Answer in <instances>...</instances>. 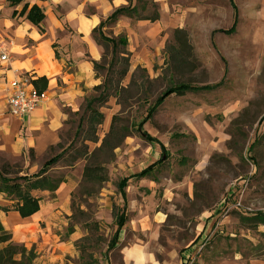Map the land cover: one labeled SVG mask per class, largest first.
Segmentation results:
<instances>
[{
  "label": "rangeland",
  "instance_id": "rangeland-1",
  "mask_svg": "<svg viewBox=\"0 0 264 264\" xmlns=\"http://www.w3.org/2000/svg\"><path fill=\"white\" fill-rule=\"evenodd\" d=\"M130 1L139 13H153L150 0ZM232 1L238 25L227 37L212 35L211 29L230 26L229 0H166L155 3L159 18L153 23L120 17L104 26V36L125 37L127 45H98L101 57L95 69L92 65L96 86L109 77L114 59L127 58L128 72L123 81L113 77L96 143L83 142L80 131L86 100L98 97L92 87L79 110H65L56 144L28 148L26 126L7 111L13 75L0 74V167L32 176L61 154L47 175L74 185L67 230L75 227L81 236L74 243L76 255L62 264H124L131 248L140 250L142 264H264L263 228L244 223L264 213V0ZM93 10L89 6L84 12ZM177 29L187 33L197 63L178 73L167 64ZM71 66L66 62L64 72ZM6 69L9 62L1 63L0 70ZM178 83L217 87L170 96L150 116L165 88ZM78 151L87 155L73 161ZM159 161L148 176L132 178ZM85 165L104 168L107 181H83ZM128 178L122 198L118 185ZM114 212L126 219L121 228Z\"/></svg>",
  "mask_w": 264,
  "mask_h": 264
},
{
  "label": "crops",
  "instance_id": "crops-1",
  "mask_svg": "<svg viewBox=\"0 0 264 264\" xmlns=\"http://www.w3.org/2000/svg\"><path fill=\"white\" fill-rule=\"evenodd\" d=\"M166 0H153L163 3ZM30 6L37 5L44 13L41 25L43 33L24 17H13L22 5L9 7L6 0H0V48L9 55V67L28 73L33 80L44 77L47 86L44 91L48 101L23 119L26 126L24 142L28 148L45 149L58 141V132L66 119L65 110H79L88 89L96 86L92 62L101 57V49L92 38V30L104 21L114 10L124 7L125 0H27ZM93 7L92 13H85L86 7ZM65 13H55L54 9ZM232 10V9H231ZM212 28L211 33L228 30ZM238 17V13H237ZM238 25V20H237ZM236 25V28H237ZM228 26V25H227ZM68 27L72 32L65 30ZM155 29L152 30V33ZM222 39L219 38L218 41ZM58 46L60 60L55 46ZM234 50V48H233ZM58 53V52H57ZM70 62L71 71L64 72V64ZM1 64V63H0ZM9 69L0 70L5 79L10 77ZM54 82V85L52 84ZM74 185L68 179L52 194V199L39 202V211L28 218H21L17 212H4L10 202L0 194V225L11 235L14 245L32 251V264H62L66 257L76 255L74 243L80 238L77 228L68 231L71 206L69 197ZM45 195L48 192H41ZM50 194V193H49ZM46 196V195H45ZM137 248L127 249L124 264H142L143 258Z\"/></svg>",
  "mask_w": 264,
  "mask_h": 264
},
{
  "label": "trees",
  "instance_id": "trees-1",
  "mask_svg": "<svg viewBox=\"0 0 264 264\" xmlns=\"http://www.w3.org/2000/svg\"><path fill=\"white\" fill-rule=\"evenodd\" d=\"M27 0H6L9 7H17L22 5L19 12L14 11L12 16L22 18L24 17L31 25L37 27L40 33H43L41 25L45 19L44 13L40 7L37 5H29ZM128 5L120 7L113 11L103 22H101L96 28L92 30V38L99 45L104 46L112 45L116 48L118 45L125 47L127 41L125 37L119 36L117 39H110L104 36L101 31L106 24H114L118 21L120 17H126L129 19H134L136 21H149L151 23L158 20L159 16L156 12V4L150 0L149 6L153 9V13H139L135 6H131V1L127 0ZM230 7L232 9V25L228 30H219L218 32L230 35L235 32L237 25V10L232 0H229ZM145 10V7H143ZM174 44L167 50L168 67L178 73L183 71L186 67H195L196 61L193 56V49L189 44L187 33L181 29L174 31L173 35ZM123 65L120 70L114 69L116 65ZM95 69L96 62H92ZM128 72V60L125 57H120V59H114L112 64V71L100 85L93 87V91L98 93V97L91 100H86V113L87 116L84 119L85 129L80 130L83 134V142L96 143L97 142V130L102 125L104 117L100 112V109L106 103V101L112 97L111 89L113 77L119 78L123 81L124 77ZM33 87L42 92L46 89L47 80L44 77L38 78L32 81ZM217 86H206L201 89H197L187 83H178L171 85L160 94V96L155 100L154 105L149 110V115L151 116L155 110L163 103L165 99L170 96L182 97L187 93H194L197 91L210 92ZM115 120V119H113ZM114 122V121H113ZM114 125L110 126V133L113 132ZM80 133V134H81ZM59 147V144L56 145ZM102 146H107L106 141L102 142ZM52 150L53 147H50ZM60 150L63 148L60 147ZM64 152V151H63ZM78 155L73 161L77 159H84L87 155L86 151L81 153L77 152ZM61 158V154L49 160L47 164L43 167L42 171L36 175L32 176H19V172L15 171L13 167L9 165H3L0 167V194L4 195L8 201L11 203L9 207L1 208L2 211H14L17 212L21 218H28L39 211L40 199L37 198L34 193L48 192L53 194L59 188L60 185L66 183L64 178H53L47 175L48 169L56 164ZM161 165V161L154 163L150 167L143 170L141 173L134 175L132 178L140 179L148 176L151 171ZM69 166V165H68ZM83 181L101 185L106 182V172L105 169L100 166H90L85 165L82 172ZM128 179H123L118 185V191L120 192L122 198H124L123 188L127 185ZM244 223L248 228L262 227L263 231L260 234L264 244V213H258L254 216L244 219ZM113 221L118 228H121L125 224V217L123 214L117 215L113 213ZM34 254L32 251H26L25 248L14 245L11 242V235L6 232L0 225V264H32L34 259Z\"/></svg>",
  "mask_w": 264,
  "mask_h": 264
},
{
  "label": "built area",
  "instance_id": "built-area-1",
  "mask_svg": "<svg viewBox=\"0 0 264 264\" xmlns=\"http://www.w3.org/2000/svg\"><path fill=\"white\" fill-rule=\"evenodd\" d=\"M9 61L6 50L0 48V63L6 64ZM11 72L13 78L8 83L6 95L7 111L11 116L23 119L46 103L48 94L46 91L39 92L33 87L28 73H19L14 69Z\"/></svg>",
  "mask_w": 264,
  "mask_h": 264
}]
</instances>
